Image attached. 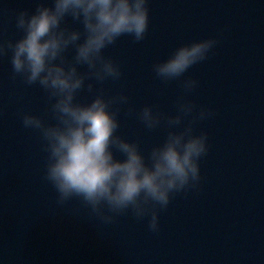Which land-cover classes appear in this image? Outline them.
I'll return each mask as SVG.
<instances>
[{
	"label": "water",
	"instance_id": "obj_1",
	"mask_svg": "<svg viewBox=\"0 0 264 264\" xmlns=\"http://www.w3.org/2000/svg\"><path fill=\"white\" fill-rule=\"evenodd\" d=\"M35 6L36 0H0V37L18 39L16 14ZM149 8L143 41L124 36L105 50L123 75L103 88L129 97L118 131L138 140L147 156L166 129H145L125 115L127 107L155 105L174 114L180 85L156 79L153 63L181 44L217 37L209 59L185 74L199 81L189 98L215 112L197 128L209 144L200 185L159 213L158 233L131 214L104 224L78 199L58 205L43 179L40 137L20 119L24 112L45 114L49 103L38 85L11 79L9 54L0 58V264H264V0H149ZM66 23L82 29L71 17ZM77 99L88 103L93 95L85 88Z\"/></svg>",
	"mask_w": 264,
	"mask_h": 264
},
{
	"label": "clouds",
	"instance_id": "obj_2",
	"mask_svg": "<svg viewBox=\"0 0 264 264\" xmlns=\"http://www.w3.org/2000/svg\"><path fill=\"white\" fill-rule=\"evenodd\" d=\"M68 17L82 29L69 27ZM149 23V0H36L34 10L15 16L20 37H0V58L10 54L12 80L19 77L46 94L45 114L24 112L20 119L24 129L40 137L43 179L55 190L57 204L78 199L104 224L131 214L138 222L147 219V229L158 233L159 213L177 194L198 188L202 180L200 161L209 151L208 133L197 128L215 112L189 98L199 81L185 74L209 59L219 40L208 37L181 44L153 63L155 78L164 84L177 81L181 93L174 101V114L155 105L127 107L125 115H134L145 129H166L163 142L146 156L138 140L118 131L129 97L122 91L107 95L103 85L123 75L105 50L124 36L133 43L143 41ZM70 49L74 55L68 59ZM85 88L93 99L81 103L77 97Z\"/></svg>",
	"mask_w": 264,
	"mask_h": 264
}]
</instances>
